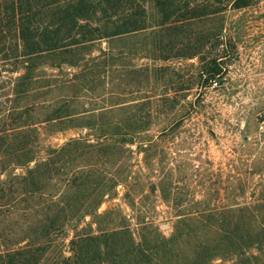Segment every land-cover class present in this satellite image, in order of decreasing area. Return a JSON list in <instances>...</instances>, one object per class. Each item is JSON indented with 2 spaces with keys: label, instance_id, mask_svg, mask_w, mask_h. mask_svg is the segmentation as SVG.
I'll list each match as a JSON object with an SVG mask.
<instances>
[{
  "label": "trees",
  "instance_id": "obj_1",
  "mask_svg": "<svg viewBox=\"0 0 264 264\" xmlns=\"http://www.w3.org/2000/svg\"><path fill=\"white\" fill-rule=\"evenodd\" d=\"M256 1L0 0V264H264V190L239 206L194 199L182 206L181 192L150 182L151 192L161 186V197L172 200L168 235L140 212L134 227L118 208L98 212L118 187L133 211L145 210L138 204L146 188L130 155L143 153L151 163L158 135L190 114L178 115L177 106L192 79L123 59L199 57L208 43L224 41L218 15ZM222 61L201 55L200 85L221 83ZM120 66L131 90L112 87ZM159 88L166 91L136 99ZM84 100L94 106L85 108ZM161 113L169 126L148 134ZM78 127L87 132L40 145V129ZM86 217L92 223L80 232ZM69 227L76 231L64 250L55 243Z\"/></svg>",
  "mask_w": 264,
  "mask_h": 264
},
{
  "label": "rangeland",
  "instance_id": "obj_2",
  "mask_svg": "<svg viewBox=\"0 0 264 264\" xmlns=\"http://www.w3.org/2000/svg\"><path fill=\"white\" fill-rule=\"evenodd\" d=\"M218 19L224 22L221 33L223 43L215 47L213 43H208L201 52V55H216L223 60L222 81L217 85H200L198 70L201 55L192 59L164 61L130 56L123 59L127 66L148 64L161 67L166 77L171 76L173 80L189 83L192 79L188 97L177 106L178 115L190 114L173 131L158 135L157 153L151 163L147 165L144 162L143 153L130 155L133 170L140 172L138 184L146 188L148 198L138 204L145 210L135 208L133 211L123 200V188L118 187L117 194L112 199H106L98 212L118 208L130 217L131 226H137L141 216L168 235L175 218L169 206L172 200L161 197V186L181 192L182 206L190 203L191 199L203 200L209 206H239L254 202L259 192L264 190V123L261 122V114L264 113V0L241 9L228 8L217 16ZM210 24L208 22L199 28L205 29ZM102 46L107 48V43L103 42ZM116 51L117 48L114 49ZM120 71L121 66L112 80L116 86L112 84V87L118 86V91L121 88L131 90L119 77ZM164 91L166 88L163 91L160 88L141 91L136 99H147L149 95ZM182 93H177V96ZM126 97L127 100L133 99L131 94ZM187 100L195 101L194 105L189 106ZM84 106L90 108L94 104L84 100ZM163 115L161 113L160 117L152 119L154 123L149 126L148 134H157L161 128L169 126L171 119ZM85 132L87 130L80 127L53 133L40 129V145L60 146ZM131 147L136 149L135 145ZM16 172L19 173L20 169ZM150 182L161 185L156 187L155 193L150 190ZM91 223L90 217H86L77 225V230L84 232ZM96 226L91 225L93 230ZM75 231L69 227L55 244H63L62 248L67 250Z\"/></svg>",
  "mask_w": 264,
  "mask_h": 264
},
{
  "label": "built area",
  "instance_id": "obj_3",
  "mask_svg": "<svg viewBox=\"0 0 264 264\" xmlns=\"http://www.w3.org/2000/svg\"><path fill=\"white\" fill-rule=\"evenodd\" d=\"M213 84H215V83H213ZM215 85H216V84H215ZM261 122L264 123V113L261 114Z\"/></svg>",
  "mask_w": 264,
  "mask_h": 264
}]
</instances>
